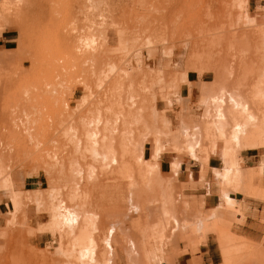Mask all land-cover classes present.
Returning a JSON list of instances; mask_svg holds the SVG:
<instances>
[{
	"label": "rangeland",
	"instance_id": "374dc122",
	"mask_svg": "<svg viewBox=\"0 0 264 264\" xmlns=\"http://www.w3.org/2000/svg\"><path fill=\"white\" fill-rule=\"evenodd\" d=\"M259 25H264V0H0V144L8 154L11 148L16 149L10 153L16 159L9 165L18 188L31 190L33 195L35 190L47 194L50 188L48 176L42 170L44 165L39 164L37 159L46 149L55 150L58 135L61 134L60 121L52 108V104L57 103L55 97L62 101L60 106L66 105V115L74 117L79 126L97 109H101L105 117L110 116L107 108L111 104V87L100 93L97 102L94 99L95 106H80L84 95L89 92L83 85L84 80L90 84L91 91L99 96L96 84L100 75L87 70L84 74L76 62L77 43H65L62 40L63 33L74 29L76 38L97 36L104 57L103 71L109 70L112 64L123 67L129 50L141 52L142 69L133 75L136 79L135 91L141 96L139 104L148 108L145 116L150 124L151 108L154 106L160 111L158 118L161 129L164 128L163 117H169L173 128L179 130L183 122H190L191 110L198 111L200 96L196 84L203 81L209 85L214 80L215 74L211 68H223L226 76L225 69L234 60L236 73L230 82L236 83L243 77L246 85L251 88L254 86L264 66L262 57L255 52L254 46L249 51L244 49L247 47L244 46L247 44L245 41L239 42L231 51L229 41L233 35H238L240 39L245 35L255 37ZM199 29L207 34L223 33L227 38L219 47L207 49L199 56H185L180 69L174 65L180 62L178 50L174 48L171 59L168 57L163 61L164 70L159 75L162 57L158 47L180 48L184 37L188 35L190 38L192 34L199 36ZM9 38L12 41L6 43L5 39ZM200 39L205 41L213 38L208 34ZM149 42L155 47H148ZM242 51L246 53L242 54ZM151 63L155 64L152 70L149 67ZM190 73L196 82L189 79ZM186 75L192 85L185 81ZM121 76L119 72L111 79L117 82ZM174 85H177L181 99L174 95ZM191 89L194 90L192 93H196L193 99L189 97ZM168 95L169 100L166 98ZM142 130L140 128L139 131ZM155 138L156 134L153 133L146 147V157L150 155L149 144ZM223 144L225 142H219V148L222 149ZM258 154L261 160L264 151ZM175 155L171 152L163 157L171 162ZM217 158L220 159V155ZM183 161L197 164L185 158ZM218 170L209 172L208 165L206 181L191 186L178 180L173 184L180 202L178 206H183L184 202L191 206V210L186 209L185 212L180 208V214L186 220H196L200 210L204 217L215 210L206 206L203 195H208L210 184L211 195L208 196L221 199V186L216 180ZM164 174L169 176L168 173ZM200 177L201 174L199 181ZM263 178L264 174L254 178V185L262 187ZM118 179L119 176L114 174L104 184L120 185ZM107 193V206L116 210L120 206V210L124 211L125 204L120 203L118 188H111ZM26 204V217L19 213L17 224L9 229L8 237L0 243V264H60L58 257L53 254L59 248L58 244L49 232L40 229L47 225V213L37 211L34 201H27ZM242 208L246 210L243 204ZM240 210L241 207L239 214ZM11 212L12 203L6 187L0 183V232L12 219ZM237 213L236 210L222 208L218 210L219 229L210 226L204 231H191L184 237L177 236L171 240L166 264H175L187 252L195 255L202 248L206 249L209 243L214 249V240L219 244L221 257L222 252L235 251L241 255L235 264H258V258L253 254L254 247H259V244H248L250 241L246 237L237 234L245 225V219L239 222L233 217ZM248 252H251L252 257ZM262 253L264 256V251ZM217 257L221 261L219 254Z\"/></svg>",
	"mask_w": 264,
	"mask_h": 264
},
{
	"label": "bare ground",
	"instance_id": "6f19581e",
	"mask_svg": "<svg viewBox=\"0 0 264 264\" xmlns=\"http://www.w3.org/2000/svg\"><path fill=\"white\" fill-rule=\"evenodd\" d=\"M197 31L200 32V29ZM256 32L255 37H230L231 51L239 42L245 41L247 44L244 46L247 47L244 49L249 51L255 47V52L264 61V25H259ZM74 34V29L65 32L62 40L77 43V66L85 75L86 70L100 75L96 84L99 96L84 80L83 85L89 92L84 95L80 106H95L94 99L97 102L100 93L111 87V104L107 108L110 116L105 117L104 112L97 109L79 126L74 117L66 115V105L60 106L62 101L55 97L57 103H53L52 108L60 121L61 134L58 135L55 150L46 149L37 159L39 164L44 165L42 170L49 179L50 188L44 191L47 194L35 190L33 195L31 190L18 188L9 165L15 158L10 153L16 149L11 148L8 154L0 144V183L6 187L12 203V219L0 232V243L8 237L9 229L17 224L18 214L26 217V202L34 201L37 211L47 213V225L40 229L49 232L58 244L59 248L53 254L60 264H166L171 240L177 236L184 237L191 231H204L210 226L219 229L218 210L222 208H230L237 213L241 206L236 199L237 193L264 200V191L252 185L255 175L264 174V155L259 168L247 176L243 174L240 158L243 151H264V66L252 88L245 84L243 77L236 83L230 82L236 73L234 60L226 67V76L223 68H211L214 80L209 85L203 82L196 84L200 96L198 111L191 110L190 122H183L176 130L169 117H163L164 128L161 129L160 111L152 106L150 124L145 116L148 108L140 106L141 96L135 91L136 79L133 75L142 69V53L131 49L126 54L123 67L112 64L109 70L103 71L104 57L97 36L76 38ZM197 34L199 36L189 34L190 38L186 35L188 39L184 37L180 48L158 47L162 57L161 65L157 66L159 75L164 70L163 61L170 58L176 48L180 62L174 65L181 68L185 56H199L207 49L219 47L227 38L223 33L221 36L210 32L208 34L213 39L203 41L200 37L208 35L207 32ZM148 47L155 46L149 42ZM244 53L246 51H242ZM149 67L152 70L155 64L151 63ZM119 72L122 76L117 82L111 79ZM185 81L189 83L187 75ZM173 90L174 95L181 99L177 85ZM192 91L189 97L193 99L196 93ZM166 98L169 100L170 96ZM105 100L109 101L108 98ZM140 128L143 130L139 131ZM153 133L156 138L149 144L150 155L146 157V147ZM220 141L225 142L222 149L219 148ZM203 151L206 152L205 159L201 157ZM171 152L176 155L170 162L169 176H166L161 170V160L164 153ZM217 155H220L223 164L221 171L216 173V180L221 186L220 206L208 217H204L200 210L196 220H186L180 214V208L185 212L186 209L191 210V206L186 202L178 206L180 202L173 186L180 175L183 159L201 164V182H204L207 165ZM114 174L119 176L120 185L104 184ZM111 188H118L120 203L125 204L124 211L120 210V206L117 210L107 206V192ZM240 214L241 218L237 220L242 222V210ZM248 255L251 256V252ZM253 256H257L256 253ZM240 257L238 252L226 251L224 263L235 264Z\"/></svg>",
	"mask_w": 264,
	"mask_h": 264
},
{
	"label": "crops",
	"instance_id": "0c3cea01",
	"mask_svg": "<svg viewBox=\"0 0 264 264\" xmlns=\"http://www.w3.org/2000/svg\"><path fill=\"white\" fill-rule=\"evenodd\" d=\"M11 41L12 40L10 38L5 39L6 43H9ZM191 74L192 73L189 74V79L192 82H196V81L192 80L191 77H193V75H191ZM200 82H203V81H199L198 83H200ZM220 143H223V142L220 141ZM224 147H225V144H223V148ZM259 152L260 151H258V152L243 151L242 152L241 167H242L243 174L245 176L249 175L251 172L256 171L259 168V162H260V155L258 154ZM164 154H166V153H164ZM201 157L203 159H205L206 154H204V155L202 154ZM174 158H175V156H174ZM243 158L245 159V163H244ZM197 164H192V163H189L187 161H184L182 163L180 175L178 177V182L182 183V184H186V186H191L192 184L200 183L201 177H200V181H199V176L201 174L200 172H201L202 166H201V164H199L201 166V168H200ZM208 165H209V172L213 171V169H220L217 171V172H220L221 169L223 168L222 161L217 157H212L210 159ZM208 165H207V168H208ZM244 166L246 168H249V169L244 168ZM207 168H206V170H207ZM250 168H254V169H250ZM161 170L163 173H166V174L170 173V162L168 160H166L165 157H163V159L161 160ZM209 172H208V174H209ZM201 176H202V174H201ZM256 177H259V175H255L252 178L253 187L264 191V178H263L262 187H256L254 185V178H256ZM220 189H221V187H220ZM208 191H209L208 195H211V186L208 188ZM241 194L245 198H243V196ZM208 195L207 194L203 195V196H205L206 206L208 208H212V209L218 208L220 206V199L219 198L217 199V197H210ZM236 199L237 200L239 199L238 201L241 202L240 207H241L244 219H245V222H244L245 225L239 229L237 234L240 236L246 237L248 239V241H250V242L247 241L248 244H252V243L259 244V247H254V251H255L257 258H258V264H264V256L262 253L264 251V200L249 198V197H246L243 193H237ZM242 204L244 207H246V210H244V211L242 208ZM239 215L237 214L233 217L237 216L236 218H241V214H239ZM208 236H210V235H208ZM212 237H213V235H212ZM221 251H222V249H221ZM190 253H192V252H187L186 254L184 253L183 256L181 255L175 264H222V259H223V264H225L224 263V254L222 252V257H221L219 244L216 240H214V249H212V244L209 243L206 249L205 248L201 249V252H198L195 255H190ZM218 254L220 255L221 261L217 260V258H219V257H217Z\"/></svg>",
	"mask_w": 264,
	"mask_h": 264
}]
</instances>
